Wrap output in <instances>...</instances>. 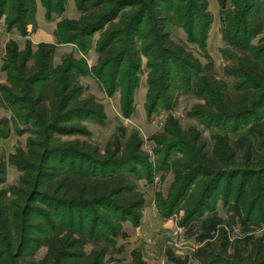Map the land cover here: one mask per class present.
I'll return each mask as SVG.
<instances>
[{
  "label": "rangeland",
  "instance_id": "obj_1",
  "mask_svg": "<svg viewBox=\"0 0 264 264\" xmlns=\"http://www.w3.org/2000/svg\"><path fill=\"white\" fill-rule=\"evenodd\" d=\"M14 1L0 15V192L6 191L8 208L17 204L21 209L18 191L32 192L37 229L30 230L27 244L17 234L12 242L0 238V264H69L75 259L61 258L55 239L51 248L45 242L61 229L83 231L88 238L99 235L108 253L96 264H136L139 258L146 264H203L197 254L206 252L214 264H264V104L253 105L260 92H244L245 84L235 71L241 58L262 65L264 54L258 56V51L264 52V32L250 40L237 36L234 1L223 6L220 0H208L212 25L202 46L199 31L190 40L189 30L173 11L164 32L170 31L181 57L189 61L172 57L168 76L161 56L148 66L145 47L156 43L155 50L162 49L157 14L164 5L174 4L176 9L182 2L192 6L193 1L166 0L152 6L140 24L143 32L152 34L148 42L134 39L141 58V69L135 73L130 63L137 60L135 50L124 56L128 36L111 42L119 50L104 57L107 50L100 44L109 38L112 23L87 35L74 26L72 22L86 16L80 0H52L51 9L36 0L34 22L18 14ZM131 11L125 6L113 22L124 28L125 20L131 23L124 14ZM15 21L18 26L12 25ZM27 21L32 24L28 32ZM75 37L76 42L70 41ZM40 43L56 45L53 66L60 67L64 81L72 82L71 89L41 105L36 102L37 87L53 84L54 76L32 91L18 83L21 62L13 60L18 47L27 57L33 53L27 69L37 65L34 54ZM159 63V76L151 80ZM133 77L138 86L131 99ZM85 100L94 105L86 109L78 104ZM42 113H47L46 119ZM57 114L65 115L62 125L47 128L45 123L54 122ZM31 142L35 146L30 147ZM66 170L91 178L125 173L124 185L130 189L110 198L107 206H69L56 186ZM136 194L135 204L120 199ZM102 249L91 240L84 251Z\"/></svg>",
  "mask_w": 264,
  "mask_h": 264
},
{
  "label": "trees",
  "instance_id": "obj_2",
  "mask_svg": "<svg viewBox=\"0 0 264 264\" xmlns=\"http://www.w3.org/2000/svg\"><path fill=\"white\" fill-rule=\"evenodd\" d=\"M10 1L11 0H0V15H2L5 6L10 5ZM89 1L91 2V4L86 5V3ZM165 1L166 0H80V8L85 11L86 16L81 21L72 23L74 24V26H76V28H78L79 31L84 32L83 35L89 34L91 30H100L105 24L112 23L113 25L112 27L110 26V29L107 34V36H109L110 34L109 38L106 37L104 40H102L103 42L100 44L102 49L106 48L107 50V52L104 53V57H112L114 56L112 55L113 50L116 48V50H119V47H117L118 45L113 46L111 42L117 40L118 38H120V36H128L129 38V41L126 46L131 49H127L124 55L126 56L127 54H130L131 50L134 49V39L136 37L143 38L144 40L149 39L152 33L148 34L143 32V30L140 29V24L143 21L145 22L146 15L150 12V8L152 6H161ZM189 1H193L194 4L192 3V6L190 5L186 7V5H184V3L182 2L176 9L174 4H169L166 6L164 5L162 7L163 11H159V13L157 14V27L160 30L159 37L162 42V49L157 52L155 49L159 45L156 43H151L149 46H147L146 44L145 47L144 54L149 58L148 66H153V64L159 60L158 57L161 56L162 63L166 68L165 71L167 72L168 76L170 73H172V65L170 63L172 57L175 58L179 56L176 61H179L180 58L182 60L184 59L185 61H189V58H187V56H184L183 58L181 57V52L177 48L176 43L170 38V31L167 30L166 32H164L166 30L165 25L173 21L174 17L172 16V12L176 11V18L178 19V22L183 23L185 28L189 30L190 40L193 41L194 38H196V36L194 35L195 30L199 31L202 38L200 39L202 46L206 45L208 31L212 25L211 15L210 13H208V0ZM220 1L221 4L225 6L228 0ZM233 1L235 8L238 10V14L237 16H235L236 24H238L237 36L242 34L243 38L246 37L247 40H250L251 38L263 33L264 0H245L243 5H241L242 0ZM42 2L43 4H45V6H47L48 9H51V7H55V5H53L54 1L52 0H42ZM12 4V7L18 10V14L23 19L26 20V18L30 16L32 22H34L35 13L37 10L36 0H15ZM125 6H131L132 8V11L130 13L124 14V17H126V19L129 18V22L131 21V23L128 24V22L126 23L125 20L124 28H121V26L119 24H115L113 20L118 16V14L123 10V8H125ZM136 6H140V9H135ZM240 9H242V11ZM18 23L19 21H15L12 22V25L18 26ZM31 25V23L26 24V27L29 26L27 32L31 30ZM77 40V37H75L70 41L76 42ZM145 42H148V40H146ZM56 48L57 47L55 44L40 43L38 50L34 54V57L37 58V65L33 66L32 68H28L29 70L27 69V61L33 53L29 51L30 55L29 57H27L25 50H19L18 47L14 49L13 60L21 62L19 72L21 73V75H23L21 79L17 80L18 83L23 82L24 84H27V87L30 86L31 90L33 91L34 88L36 89L37 84L49 78H53V76L55 78L53 84H44L37 87V94L39 95V97L36 102L39 105L43 104V102L47 100H51L53 96H58V94L62 93V91H68V89H71L72 87V82L67 83L63 80L62 74L60 72V67L54 68L53 66V58L56 52ZM8 50L9 53L11 52L12 54L10 46ZM116 53L117 56L115 57L118 58V51ZM134 53L137 60L132 59L130 63L133 69H135V73H137L141 69V58L140 54L136 50L134 51ZM158 53H161V55ZM262 54H264V52L262 53V51H258V56H261ZM153 59H155L156 61H154ZM245 59H240L239 65L235 68V71L237 70L236 74H240L242 77V83L245 84L244 88H246V90L243 88L245 90L244 92L249 93L252 89L256 90L257 92H260L258 96L256 95L255 102L253 105L258 106L257 104L259 102H262L264 104V62L261 63L262 65L260 66L258 64H254L255 61L253 62V59ZM120 60L122 63L124 59ZM161 64L156 65V69L152 67L155 69V73L152 72L150 74L151 80H155L158 78L159 71L161 70L162 66ZM23 73L25 74V76ZM135 73L133 72L134 76L136 75ZM129 83V94H131L130 98L132 99L133 89L138 86V79H136V77H133V80H129ZM205 88H207L206 90L211 89L210 86H207ZM154 91L155 90H153V92ZM248 93H244L243 95L244 103L247 99ZM78 104L82 106L86 105V109H89V106L94 105V103L89 100L80 101ZM42 108H45L44 105L42 106ZM46 115L47 113H42V116L45 119ZM64 116L62 114H57L56 118L54 119L55 121L53 120L54 122L45 123V125L47 126V128H51L52 126H60L62 124L59 123L64 122ZM58 129L59 127L55 128V130ZM194 141L195 137L193 138V142ZM33 146H35V143L31 142L30 147ZM199 154H201L200 151ZM216 154H218V151L215 152V155ZM14 161L16 160L14 159ZM18 166L21 170L24 169L23 164L19 163ZM79 175L81 174L74 176L67 170L62 171L61 175L59 176L58 183L56 185L59 188L58 192L63 190V198L61 200H64L65 204H68L69 206H78L82 208H85L90 204H103L107 206V203H111L110 198H114L116 195L119 196L120 193H122V190L130 189V187L124 185L125 183H127L128 180V177L125 175V173H119L118 175H114L112 177L107 178H99L94 176H92L91 178V176L89 175H87L88 177L85 175ZM189 178L190 177H188L186 181L189 182ZM28 191L29 190L21 189L18 191L19 193H17L19 198H21V202L24 203L22 209L17 204L8 208V204L6 201V191L0 192V238L6 236L9 242H12L13 237L15 236V234H17L20 235L21 241H24V243L26 242V244L27 241H31V239H29L27 235L28 233H30L31 229H37L36 225L33 224L34 218L32 216L34 212L32 211L31 213L32 205L34 204L36 199L34 198L32 192ZM184 195L185 193H183V196ZM120 199L124 201L127 205L135 204L138 201L137 194L129 195L126 198L122 197ZM194 211V214L196 215L199 212V210L197 209ZM64 233L66 234L65 236L63 235ZM93 233L94 229L91 230V235ZM75 234H79V238H74ZM50 238H47V240L45 241L49 248L52 247L51 241L55 239L58 243L59 248H62V252L60 253L61 258L63 256H71L75 259L74 261H69V264H96L108 253L107 246L106 244H103L101 242V237L99 235H97L96 237L88 238L87 234H85V232L83 231L78 232L74 229H70L69 231H67L66 229H61L57 231V233L52 237V239ZM91 240H94V242L98 245H103V249L102 251H100V253H96V251L91 254L85 253L84 248ZM65 252H67V254H65ZM136 255L137 254L134 253L135 258ZM211 256V253L207 252L204 255L200 253L197 254V258L202 259L203 264H214V257L211 259ZM137 260L138 261L136 262V264H146V262L143 261L142 258H139ZM4 264L16 263L12 261H5Z\"/></svg>",
  "mask_w": 264,
  "mask_h": 264
},
{
  "label": "crops",
  "instance_id": "obj_3",
  "mask_svg": "<svg viewBox=\"0 0 264 264\" xmlns=\"http://www.w3.org/2000/svg\"><path fill=\"white\" fill-rule=\"evenodd\" d=\"M44 14V9H43V7L40 5L39 7H38V13H37V15L39 16V18L41 19V17H42V15ZM42 35V34H41ZM37 37H38V40H40V37L42 38V36H40V35H37Z\"/></svg>",
  "mask_w": 264,
  "mask_h": 264
}]
</instances>
